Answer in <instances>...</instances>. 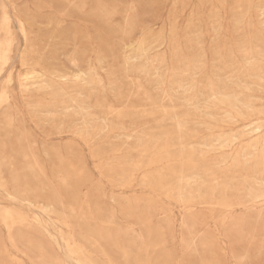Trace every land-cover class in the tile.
Masks as SVG:
<instances>
[{"label":"rangeland","instance_id":"374dc122","mask_svg":"<svg viewBox=\"0 0 264 264\" xmlns=\"http://www.w3.org/2000/svg\"><path fill=\"white\" fill-rule=\"evenodd\" d=\"M8 33L0 264H264V0H0Z\"/></svg>","mask_w":264,"mask_h":264},{"label":"bare ground","instance_id":"6f19581e","mask_svg":"<svg viewBox=\"0 0 264 264\" xmlns=\"http://www.w3.org/2000/svg\"><path fill=\"white\" fill-rule=\"evenodd\" d=\"M262 13V12H261ZM7 22V24H8V21H6ZM18 27H19V31H20V33H21V35H22V37L24 38V41L26 42L27 41V39H26V33H25V30H24V28H23V25H22V23H18ZM12 43H13V38L11 37V35L8 33L7 34V36H6V38H5V41H4V45H5V48L3 47V46H0V60H1V58H3V57H5V59H6V57H7V55H8V53H10V49H11V46H12ZM132 47V46H131ZM147 50V49H146ZM136 52V51H135ZM22 55V54H21ZM24 53H23V56H22V60L24 59ZM139 61V60H138ZM41 63V62H40ZM73 63V62H72ZM72 65H74V63L72 64ZM22 67V66H21ZM28 75V77H26L24 80H22V83H24V85H27V86H29V85H35L36 84V82H33V81H28V80H31V78H33V73L32 72H30V73H28L27 74ZM40 75V74H39ZM24 81V82H23ZM33 87V86H32ZM12 117V116H11ZM10 124H12L11 122H9ZM252 127V126H251ZM248 129V128H247ZM255 130V129H254ZM253 132V131H252ZM249 133H250V131H249ZM254 134V133H253ZM224 143V142H223ZM226 143V142H225ZM163 149V148H162ZM249 157H250V155H249ZM245 159V158H244ZM247 179H249V178H247ZM63 180V179H62ZM61 183H64V182H61ZM181 183V182H180ZM263 183V182H262ZM5 195V194H4ZM42 221V220H41ZM47 229V228H46ZM59 233V232H58ZM9 235V234H8Z\"/></svg>","mask_w":264,"mask_h":264}]
</instances>
